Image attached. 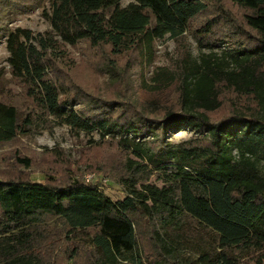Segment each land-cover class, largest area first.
Masks as SVG:
<instances>
[{"label": "trees", "instance_id": "16d2710c", "mask_svg": "<svg viewBox=\"0 0 264 264\" xmlns=\"http://www.w3.org/2000/svg\"><path fill=\"white\" fill-rule=\"evenodd\" d=\"M50 1L52 28L35 33L10 30V16L40 0H0L11 74L32 106L23 116L0 101V144L54 125L98 133L117 157L94 172L125 195L0 169V264H264V0ZM187 32L202 48L249 47L195 58ZM167 35L178 55L157 65ZM81 42L100 61L80 75L87 87L66 51ZM182 126L198 135L168 141Z\"/></svg>", "mask_w": 264, "mask_h": 264}, {"label": "rangeland", "instance_id": "374dc122", "mask_svg": "<svg viewBox=\"0 0 264 264\" xmlns=\"http://www.w3.org/2000/svg\"><path fill=\"white\" fill-rule=\"evenodd\" d=\"M131 2L132 0H121L123 6L129 5ZM50 9V0H40L39 5L35 8L27 11H13L10 16L9 29L15 30L21 27L30 29L35 33L49 31L52 26L46 13H50ZM235 41H225L217 47L202 48L198 44L194 33L187 32L185 39L181 42L186 44L193 57L198 58L202 53H222L225 50H233L235 49V43H239L242 47H249L247 42L242 39ZM178 43L170 35L158 41L156 43L157 59L155 64H169L172 59L177 58ZM66 51L67 56L76 65L77 77L82 78L80 83L85 84V87H87L88 83L80 75L85 74L88 77L92 71L87 67L92 64L96 68L97 63L100 62L98 57L85 42H81L76 46L68 45ZM8 57L6 38L3 34L0 36V101L18 106L21 114L27 116L32 113V106L26 99L22 86L11 74ZM108 77V73L100 75L94 70V74L89 76V80L106 90ZM77 107L82 108L84 105H78ZM197 135L194 130L182 126L168 134L167 139L177 144L190 140ZM100 138L98 133L90 135L77 133L67 125H54L50 129L38 128L33 134L21 137L16 142L0 144V169H8V173H11V175H23L35 181H46L48 178L53 177L56 183L67 181L70 175L85 181V175L93 173L96 174L98 180L105 183L104 191L106 194L116 200L125 195L124 187L116 181L94 172L99 166L113 165V161L117 157L114 148L108 145H99ZM16 152L31 157L33 159L32 167L28 168L16 164L14 158ZM153 181L158 182L156 177L153 178ZM178 264L196 263L194 257H190L188 261L184 263L180 261Z\"/></svg>", "mask_w": 264, "mask_h": 264}, {"label": "built area", "instance_id": "2783aa9c", "mask_svg": "<svg viewBox=\"0 0 264 264\" xmlns=\"http://www.w3.org/2000/svg\"><path fill=\"white\" fill-rule=\"evenodd\" d=\"M85 182L93 183V184H97V185L105 184V183H102L100 180H98L96 174H93V173H89V174L85 175Z\"/></svg>", "mask_w": 264, "mask_h": 264}]
</instances>
